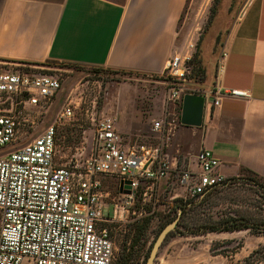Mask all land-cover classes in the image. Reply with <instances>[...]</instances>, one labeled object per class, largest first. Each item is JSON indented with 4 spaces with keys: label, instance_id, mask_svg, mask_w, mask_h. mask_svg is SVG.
I'll return each mask as SVG.
<instances>
[{
    "label": "crops",
    "instance_id": "0c3cea01",
    "mask_svg": "<svg viewBox=\"0 0 264 264\" xmlns=\"http://www.w3.org/2000/svg\"><path fill=\"white\" fill-rule=\"evenodd\" d=\"M214 1L0 0V62L37 67L51 61L161 78L170 58L189 41L195 42L189 28ZM216 1L199 45L205 76L196 88L204 93L214 89L224 45L229 58L222 87L249 91L251 98L224 99L217 108L210 105L200 128L181 124L183 101L169 104L170 115L177 114L180 122L167 132V153L174 168L169 178L155 182L157 211L170 210L182 197L176 193L181 190L174 177L190 163L196 167L201 149L210 150L221 161L219 173L227 179L245 172L264 178V0ZM214 24L218 27L217 59L212 73L203 55L202 41ZM156 83L155 121H160L165 118L169 87L167 82ZM119 102L139 101L122 96ZM117 131L131 133L121 126ZM155 133L158 145L165 135L163 131ZM121 146L131 147L123 138ZM237 235L208 234L200 238L212 240L198 248L191 242L181 245L167 240L154 264H242L240 260L250 254L248 249L243 256L238 252L224 255L211 251L213 241H236Z\"/></svg>",
    "mask_w": 264,
    "mask_h": 264
},
{
    "label": "built area",
    "instance_id": "2783aa9c",
    "mask_svg": "<svg viewBox=\"0 0 264 264\" xmlns=\"http://www.w3.org/2000/svg\"><path fill=\"white\" fill-rule=\"evenodd\" d=\"M195 51L196 44L189 41L168 61L165 118L153 123L154 132L164 130L171 116L169 104L182 103L185 95H200V80L191 65ZM228 58L224 47L214 90L200 95L213 98L207 109L221 106L224 99L251 98L249 91L222 87ZM61 89L59 78L36 67L0 62V151L16 144L26 107L44 108ZM73 115L71 107L64 108L40 135L0 156V264H116V249L104 225L129 212L143 184L167 179L173 171L174 163L164 152L168 136L155 148L125 149L116 119L109 116L97 124L89 157L58 165L57 129ZM194 164L183 167L176 181L191 198H203L229 180L219 173L221 161L210 150L201 149ZM106 178L117 183L118 197L109 204L115 207L112 217L104 214L109 195L101 179Z\"/></svg>",
    "mask_w": 264,
    "mask_h": 264
},
{
    "label": "rangeland",
    "instance_id": "374dc122",
    "mask_svg": "<svg viewBox=\"0 0 264 264\" xmlns=\"http://www.w3.org/2000/svg\"><path fill=\"white\" fill-rule=\"evenodd\" d=\"M217 3L218 1L215 0L211 6L209 5L210 7H207L204 16L202 18L201 16L198 17L193 26L189 28V31H193L191 37L195 36L196 51L194 56L199 51V42ZM217 29L218 27L214 24L202 41L203 55L212 73H214L217 59L215 52ZM36 69L38 72L59 78L62 89L44 108L26 107L24 116L19 118L20 130L16 144L0 151V156L8 154L16 147L25 145L40 135L47 126L54 123L57 116L66 107H71L74 115L71 119L63 120L57 129L56 162L60 166L69 165L70 162L73 164L76 160L83 161L84 158L91 155L97 124L100 119L106 116L116 119V128L121 126L125 130L131 131L127 135L120 133L123 140L128 141L131 147L136 149L145 147L148 149L157 146L155 143L156 133L153 131V123L155 122V84H157L156 81H168L165 74L161 78H146L132 74L116 73L104 68L51 61L46 62L43 66H37ZM199 80L200 85L204 78L202 77ZM211 83H213L212 77ZM196 93L202 94L204 91L198 89ZM122 96L139 102H119ZM19 108L20 106H18L17 111ZM24 118H27L28 121H24ZM173 120H175V123L170 127L168 123ZM179 122L177 114L168 118L163 130L165 137L168 130L173 128V131L179 125ZM144 127L148 130H145ZM167 145L168 143L164 147V152L168 155ZM179 171L176 172L174 177L175 182ZM101 181L104 191L109 195L106 200L108 205L104 210V214L112 217L115 207L109 204L118 197L117 183L111 178L101 179ZM176 187L178 186L176 185ZM177 189L181 191L176 193H180L182 197L176 199L173 208L161 212L157 211L155 207V182L143 184L129 212L122 213L119 220L114 223L104 225L110 232L118 261L129 249L135 224L140 220L151 219L144 236L135 249L132 263L145 264L158 234L167 224L163 225L169 219L178 216V202H181L182 205L194 202L196 206L186 214L182 226L178 228L180 232L193 231L207 222H220L227 219H233L241 223L246 221L252 225L259 222L264 223V180L255 178L247 172L232 181L229 180L224 185L212 189L207 193L209 196L208 201L201 206H197V204L204 197L200 199L191 198L184 188L178 187ZM254 231H235L238 233L236 241H213L211 251L224 255L238 252L240 256H243V254H247L245 249H248L250 254L245 259L240 260L242 264H264V230ZM259 232L261 235H258ZM214 233L217 232L183 236L179 233H171L167 240H176L181 245L191 242L192 246L198 248L199 245L209 244L208 242L212 240L210 238L204 240L205 238L201 239L200 237ZM139 259H143V262ZM23 264H33V262L25 261Z\"/></svg>",
    "mask_w": 264,
    "mask_h": 264
},
{
    "label": "trees",
    "instance_id": "16d2710c",
    "mask_svg": "<svg viewBox=\"0 0 264 264\" xmlns=\"http://www.w3.org/2000/svg\"><path fill=\"white\" fill-rule=\"evenodd\" d=\"M201 42V40H200ZM199 42V44H200ZM191 65L193 66V76L196 78H204L205 76V70L202 66L201 63V57H200V53L199 51L195 54L193 61L191 62ZM118 73V72H116ZM249 173V172H247ZM251 174V173H249ZM253 177L258 178V179H263L264 178H260L256 175L251 174ZM235 178L229 179V180H234ZM228 180V181H229ZM209 199L208 194L206 196H204V198L197 204V206H201L203 203L207 202ZM178 209L182 211L181 213V218H180V222L176 228L177 233H179L180 235H188V234H198V235H202V234H207L210 232H217V233H227V232H235V231H239V230H264V223L263 222H259L256 224H249L246 221H244L243 223L235 221L233 219H227V220H222L220 222H210V223H206L203 226H200L198 229H195L193 231H189V232H180L178 230V228L180 226H182L183 220L185 219L186 214L188 213V211H190L191 209L196 208V206L194 205V202H188L182 205L181 202H178ZM175 218H171L169 219L163 226H165L166 224L168 225L170 222H172ZM151 219H145L144 221H138V223L135 224L134 229H133V236H132V240L130 242V246L129 249H127V252L125 255L122 256L121 260H117L116 264H132L134 261V256H135V249L139 243V241L142 239V237L144 236V233L150 223ZM162 228V227H161ZM179 231V232H178ZM175 233V232H174ZM172 233V234H174ZM255 233V231H254ZM260 233V232H259ZM258 235H261V233ZM176 234V233H175ZM157 235V234H156ZM171 236V234L167 237V239ZM167 239L165 241H167ZM258 253V252H256Z\"/></svg>",
    "mask_w": 264,
    "mask_h": 264
},
{
    "label": "water",
    "instance_id": "95a60500",
    "mask_svg": "<svg viewBox=\"0 0 264 264\" xmlns=\"http://www.w3.org/2000/svg\"><path fill=\"white\" fill-rule=\"evenodd\" d=\"M213 101V98L207 100L205 96L185 95L183 98L181 124L186 127H202L205 121L207 102L212 103ZM181 213L182 211L179 210L178 216L160 231L149 252L145 264H154L167 237L174 232L178 234L176 228L179 224Z\"/></svg>",
    "mask_w": 264,
    "mask_h": 264
}]
</instances>
